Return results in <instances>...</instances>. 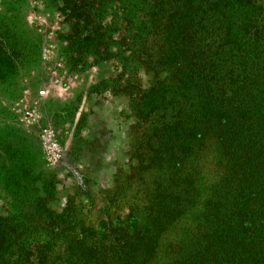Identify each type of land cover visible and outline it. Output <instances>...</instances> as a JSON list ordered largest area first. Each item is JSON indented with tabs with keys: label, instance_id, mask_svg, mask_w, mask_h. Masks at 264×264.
Segmentation results:
<instances>
[{
	"label": "trees",
	"instance_id": "trees-1",
	"mask_svg": "<svg viewBox=\"0 0 264 264\" xmlns=\"http://www.w3.org/2000/svg\"><path fill=\"white\" fill-rule=\"evenodd\" d=\"M54 2L69 23L74 68L89 61L116 69L112 86L129 100L135 150L96 194L94 217L74 196L61 212L50 210L26 165L18 174L0 172L13 201L0 213V264H223L228 213L240 231L237 222L252 214L264 186V151L236 156L257 143L242 129L252 122L241 121H264V104L255 114L242 108L253 102V80L264 77V4ZM32 214L38 218L21 220Z\"/></svg>",
	"mask_w": 264,
	"mask_h": 264
},
{
	"label": "rangeland",
	"instance_id": "rangeland-1",
	"mask_svg": "<svg viewBox=\"0 0 264 264\" xmlns=\"http://www.w3.org/2000/svg\"><path fill=\"white\" fill-rule=\"evenodd\" d=\"M55 3L0 0V172L18 174L19 165H26L36 178L32 186L47 198L50 210L61 212L74 196L73 204L85 206L94 217L96 194L111 185L117 170L126 168L128 153H134L135 118L129 100L114 92L117 71L112 63L96 67L88 61L74 68V58L66 53L69 23ZM258 26L264 35V9ZM260 49L264 51V42ZM102 80L105 84L100 85ZM262 80L254 79L248 92L247 100L253 102H242L249 114L257 112L256 104H264ZM249 122L251 127L242 129L257 143L253 151L249 144L237 157L264 151V136H259L264 121H241L242 126ZM258 192L261 198L252 214L246 211L248 219L237 222L240 231L232 229L229 213L221 227L227 238L223 264H264V186ZM33 196L30 192L25 197ZM11 203L0 187L2 215ZM37 218L32 214L21 220ZM234 233L237 246L232 250L229 240Z\"/></svg>",
	"mask_w": 264,
	"mask_h": 264
},
{
	"label": "built area",
	"instance_id": "built-area-1",
	"mask_svg": "<svg viewBox=\"0 0 264 264\" xmlns=\"http://www.w3.org/2000/svg\"><path fill=\"white\" fill-rule=\"evenodd\" d=\"M57 151V150H56Z\"/></svg>",
	"mask_w": 264,
	"mask_h": 264
}]
</instances>
